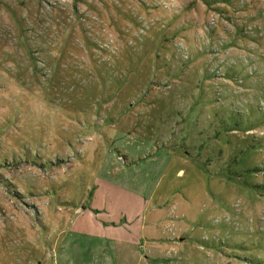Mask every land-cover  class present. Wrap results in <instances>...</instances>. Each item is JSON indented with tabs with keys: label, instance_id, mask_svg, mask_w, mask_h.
Returning <instances> with one entry per match:
<instances>
[{
	"label": "rangeland",
	"instance_id": "rangeland-1",
	"mask_svg": "<svg viewBox=\"0 0 264 264\" xmlns=\"http://www.w3.org/2000/svg\"><path fill=\"white\" fill-rule=\"evenodd\" d=\"M101 176L161 215L123 264H264V0H0V264Z\"/></svg>",
	"mask_w": 264,
	"mask_h": 264
},
{
	"label": "crops",
	"instance_id": "crops-1",
	"mask_svg": "<svg viewBox=\"0 0 264 264\" xmlns=\"http://www.w3.org/2000/svg\"><path fill=\"white\" fill-rule=\"evenodd\" d=\"M131 184L108 176L98 179L89 205L92 208L98 200V208L94 209L97 219L84 209L72 220L68 231L75 242L67 240L61 245L60 264H119L122 261L118 256L124 262L137 258L136 247L144 239L143 230H152L161 215L150 193L143 196V190L135 191ZM114 210L116 216L112 215ZM153 215L150 225L148 219Z\"/></svg>",
	"mask_w": 264,
	"mask_h": 264
}]
</instances>
